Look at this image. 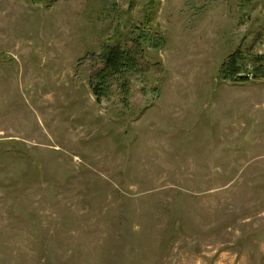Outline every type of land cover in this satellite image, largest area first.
I'll return each instance as SVG.
<instances>
[{
    "label": "rangeland",
    "instance_id": "obj_1",
    "mask_svg": "<svg viewBox=\"0 0 264 264\" xmlns=\"http://www.w3.org/2000/svg\"><path fill=\"white\" fill-rule=\"evenodd\" d=\"M112 45L144 69L98 98ZM236 50L254 75L264 0H0V264H264V74L224 79Z\"/></svg>",
    "mask_w": 264,
    "mask_h": 264
},
{
    "label": "trees",
    "instance_id": "obj_2",
    "mask_svg": "<svg viewBox=\"0 0 264 264\" xmlns=\"http://www.w3.org/2000/svg\"><path fill=\"white\" fill-rule=\"evenodd\" d=\"M142 39V43L144 40L152 39L151 36L140 33L139 36ZM136 56L138 53L134 51H130L129 49L119 46L112 45V47L108 50L106 57V69L103 70L100 78H96L95 82H91L93 91L96 95L99 96L102 93H111L113 92V78L116 76H120L119 74L128 73L129 71H140L143 70V64H137ZM142 58V55H140ZM246 58L243 56L241 51L236 50L229 55V58L225 62V66L222 70L224 79H229V81H241L247 82L253 76L255 80L259 79L264 74V56L260 57L261 64L254 70V75L252 74H244L243 70L245 68V60ZM138 77V76H137ZM119 78V77H118ZM253 79V78H252ZM130 82L123 81L120 84V91L126 96H129L130 90ZM122 101L128 105L129 99L128 97H122Z\"/></svg>",
    "mask_w": 264,
    "mask_h": 264
}]
</instances>
